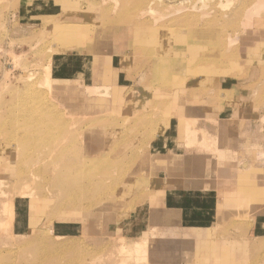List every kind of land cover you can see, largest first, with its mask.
<instances>
[{
  "label": "rangeland",
  "instance_id": "rangeland-1",
  "mask_svg": "<svg viewBox=\"0 0 264 264\" xmlns=\"http://www.w3.org/2000/svg\"><path fill=\"white\" fill-rule=\"evenodd\" d=\"M140 1L144 0H108L106 4L116 3L120 6L118 17L124 18L134 12ZM162 6L156 4L153 8L160 12L163 11ZM233 7H226V13ZM62 8L66 14L61 13ZM59 13L62 17L59 15L57 21L69 17L82 19L81 25H85L86 29L81 37L85 43L81 51L53 53L50 84L61 90L50 92L44 85L38 84L44 78V58L48 52L53 51L50 45L53 37L40 36L45 31L41 16L51 17ZM106 15L102 18L98 15V6L93 0H0V101L16 100L26 87L22 84L20 75L22 67L27 68L34 76L32 81L37 83L36 90L34 89L36 96L32 94V97L39 98V102L44 100L46 107H52L46 109L51 114L54 113L47 115L48 124L57 123L56 118L59 116L66 121L71 115V124L79 127L67 135L70 147L64 156L61 154L60 141L54 143L53 147L51 145L54 135L45 144L35 145L32 142L36 135V129L31 127L33 117L28 116L21 125H17L18 131H12L11 125L8 126L7 123L0 131V217L6 215L4 204L9 203L13 209L19 204L24 207V216L29 224L26 228L28 235L14 236L6 241L0 237V264H82L89 258L90 264H109L102 259L92 262V255L102 256L107 249L112 250L133 236L134 231L129 232L131 226H126L128 230H125V234L120 232L121 227L129 224V221H124L129 218L130 213L139 215V230L145 231L149 220L154 226L150 232H145H149L145 264H264V237L257 238L250 234L255 216L264 215V29L247 28L229 48H225L224 44L222 47L217 42L213 43L216 35L201 37L205 41L198 44L189 36L188 31L182 35L173 34L176 40L170 51L175 58L181 51V55L186 53L189 48L206 52L207 48L202 43H213L212 51L207 55L211 56L210 64L196 61L188 73L186 71L180 76L175 73V64L165 60L169 55L165 53L168 49L156 50L160 59L151 60L153 64L150 63L149 66L145 64L147 62L143 60V56L135 57L130 51L131 41H137L147 34L143 19L137 20V25L124 20L123 27L116 32L112 26L116 25L112 19L116 15ZM165 21L164 19L162 22ZM237 23L239 18L235 20V24L239 25ZM180 31L186 32V29ZM135 34L137 39L133 37ZM158 35L164 37L167 33ZM161 42L163 41L158 44L162 45ZM233 48L237 50L234 51ZM96 49L102 57L101 67L95 65ZM193 51H190V57H194ZM142 70L145 76L139 74ZM98 72L104 75L98 78ZM116 77L121 87H117V82L115 85L111 84L116 81ZM100 82L110 84L109 91L117 87L113 92L120 105L119 113L109 111L112 95H90L84 91L85 86L95 87L101 85ZM181 87L184 89L181 90ZM154 88H158L161 96L151 95ZM173 89L175 93L170 97L169 92ZM53 104L58 110H55ZM76 106L81 113L87 115H73V107ZM189 108H196L195 117L203 113L223 122V134L216 129L219 135L217 137L224 141L220 143L217 140V153H208V159H201L199 154L185 153L183 147L177 151V156L153 152L151 145L156 137L149 143V136L160 135L165 130L166 120L171 119L180 109ZM1 112L6 114L8 109H1ZM149 113L152 114L151 120H147ZM52 116L55 117L49 122ZM186 116H189L188 113ZM238 124L243 129L239 136L234 132ZM72 128L73 126H63L61 132L68 133ZM251 130L254 135L259 133L255 138L260 140V146H237L239 139L249 141L254 138L248 133ZM112 131V138L108 142L106 135ZM90 133H96L100 139L92 142ZM134 135L135 140L131 141V146H125L123 139H131ZM179 139L182 142L183 139ZM119 141L120 145H117ZM96 144L98 148L91 154L94 158L92 162V157L88 154ZM233 151L238 155L232 157L230 152ZM220 152L226 156H221ZM8 155L10 159L4 162ZM239 161L248 164V171L239 169ZM77 162L83 165V178L72 169H75ZM225 169L228 171L227 176L222 175ZM33 172L38 173V176H33L31 180ZM125 172L126 175L129 174L130 180L121 184L123 177H126ZM191 173L193 174L189 178ZM67 177H70L71 182L80 183L82 191L79 196L61 191L66 185ZM26 180H30V185L28 183L26 191H23L27 192V199H20L18 189H21L20 185ZM61 180L64 182L57 188L55 183ZM103 182L107 185L103 186ZM199 182L208 183L206 187L214 190L211 191L210 201L214 206V219L206 216V226L190 236L177 231L178 225L173 222L176 220L179 223L180 217L175 214L168 216L172 222L168 233L156 227V221L150 215L155 209L150 206L160 209V189L181 187L187 190L186 187H189L195 191L193 186ZM233 182L235 185L231 184ZM98 186L101 187L100 190H96ZM87 187H91L88 193ZM107 187L111 190H106ZM200 188L205 190L204 187ZM218 191L224 192L225 202L220 200L219 193L216 194ZM230 193L238 196L231 199L227 195ZM97 194H100L99 197ZM155 195L159 197L156 198ZM150 198L153 202L149 203L147 201ZM42 224H48L47 238L53 241L50 245L30 242L33 241L34 227L37 229ZM19 237L25 238L19 240ZM130 249H124L122 253L125 254ZM140 258L141 256L135 263L142 264Z\"/></svg>",
  "mask_w": 264,
  "mask_h": 264
},
{
  "label": "bare ground",
  "instance_id": "bare-ground-1",
  "mask_svg": "<svg viewBox=\"0 0 264 264\" xmlns=\"http://www.w3.org/2000/svg\"><path fill=\"white\" fill-rule=\"evenodd\" d=\"M93 1L98 6V15L101 16V18H102V16H105L106 14H115L116 15L114 18H112V19H114L113 21L116 24V25H112L116 32L117 31L119 32V29H121L123 27L124 23H122V21H124V20L129 21V23L131 22L130 24H132V23H135V22L137 23V20H141L142 21V19H143L144 21H142V23L143 24L146 23L145 24L146 25L145 28L147 29V34L144 37L142 36V38L137 40V41H133L132 40L131 41L132 45L130 46V51L133 53V55L135 57H137L139 55L143 56V60L145 62H147L145 64H147L149 66L150 63H151V60L157 59V61H158V59H160L158 57V55L156 54V50L159 49V50L165 51V50L168 49V52L165 51V53H168L169 55L165 58V60L166 61H171V62H173L175 64L174 66L176 67V72L175 71L174 72L178 73L180 76L184 75L186 73V71L188 73L191 70V68L193 66V63L196 62V61H199L202 64L209 63V58L211 59V56H210V54H209V56H207V55H208V52L210 53L212 51L211 48L213 47V43L217 42V43H219V46H222V47H223V44H224L225 48H229V47H231L232 45H234L237 42V40L239 39V35L244 33L247 30V28H256L257 30L264 29V0H144V1H140L138 4L135 2L137 5H136V8H135L134 12H132L129 15L130 17L127 16V17H124V18L118 17L117 11L120 10V6H118L116 3L112 5L111 3H107L106 4V1H108V0H93ZM156 4L157 5H159V4L163 5L162 6V10L163 11L157 12L153 8V5H156ZM231 5H232V7L233 6L234 7L231 8L230 10L228 9V13H226V11H225L226 9L225 8L226 7H231ZM124 8H126V7H124ZM127 10H128V8H127ZM61 13H63V14L65 13L64 8H62ZM59 15H60V13L58 15L51 16V17L50 16H41V19L43 20V24L42 25H43L45 31L42 34H40V36L42 38H46L48 36H51V38L53 37L52 38L53 39V41H52L53 43L52 42H51L52 44L50 43L51 47L53 48V51L48 52L46 54V57L44 58V64H43L44 67H45L44 70H43L44 78L38 84L44 85L46 87V88L45 87L44 88L47 89V91L49 90L50 92L51 91L58 92V91L61 90V88L59 89V87H51V84H50L51 83L50 67H51L53 53L54 52L57 53V52H77V51H81L80 49L82 47H84V43H85L84 42L85 41L84 38L81 37L84 34L83 33L84 30L86 29L85 25L84 26L81 25L82 19L79 18V17H76V18L75 17L74 18H70L69 17V19L65 18L63 20L61 19V20L57 21L56 18L59 17ZM60 17H62V16L60 15ZM148 18H150V20H148ZM238 18H239V23H237V24H239V25H236L235 24V20L238 19ZM164 19L166 21L162 22ZM104 21H106V20H104ZM109 22H111V21H109ZM136 23H135V25H137ZM138 25H139V22H138ZM115 26H117V27H115ZM185 29H186V32L185 31L184 32L180 31V30H185ZM187 31H188L189 36H192L197 41L198 44H201V42L205 41V40H202L201 37H205L207 35H216L215 36L216 38L214 40L215 42H213V43H211V42L202 43V46L204 48H207L206 52L202 51L201 49L199 50V49H196V48H195V51H193V49L189 48L186 51V53H184L183 55L180 54L182 51L180 52V50H179L180 53H179L178 57L175 58L173 56V52L170 51V49L172 50L173 41L176 40V38L174 37L173 34L179 33L180 35H182V33L185 34V33H187ZM142 33L143 32H141V34ZM159 33H161V36H162V34L165 35L166 33H167V35H165L164 37H158ZM134 36L136 38V34L133 35V37ZM160 38H162V40H160V41H163V42H161V43H163L162 45L158 44V43H160V41H159ZM198 40H199V42H198ZM236 46H237V44H236ZM156 47H159V48H156ZM214 47H216V46H214ZM160 48H162V49H160ZM192 48H193V46H192ZM221 49L224 50L223 48H221ZM237 49H235V50H237ZM233 50H234V48H233ZM190 51L194 52V57H190V55H189ZM219 53H221V52L219 51ZM237 54H238V52H237ZM233 55H234V52H233ZM94 57H95V65L97 67H101L102 66V57H100L98 55V50L96 51V56H94ZM220 57H221V55H220ZM234 58L236 59L237 57H234ZM199 62H198V64H199ZM157 63H159V62H157ZM214 63H216V62L214 61ZM225 63L226 62H224V64ZM93 64H94V62H93ZM151 64H153V63H151ZM194 65H195V63H194ZM208 66L210 67V65H208ZM215 66H217V65H215ZM25 69H23V67H22L20 80H21L23 85H26V87L23 88V91L21 93H19V95L16 98V100L15 101H13V100L0 101V131L2 130L4 125L6 126V123L8 124V126L11 125V127H12L11 130L12 131H18L19 128L16 127L17 125H19V124L21 125V122L23 123L25 121V119L28 118V116L29 117H33L32 123H31L32 124L31 127L36 129V135H35V137H34L32 142L35 145H37V144H39V145L40 144H45L48 141H51V137H52V135H54L55 138H54V140H53L51 145L53 147L54 143L60 141L62 143V145H61L62 146L61 154L64 156V153L70 147L68 142H67L68 141L67 135H70V131L78 130L79 127H78V125H72L71 124V122H70L72 120L71 115H69L68 120L63 121V120H61L62 116H59V114H58L57 116H59V117L56 116L57 117L56 118L57 123L48 124V122L46 121L47 120L46 119L47 115L51 116V115H54V113L51 114L48 110H46L47 108L50 109L51 106L50 107H46V104H45L44 100L42 102H39L40 101L39 98L34 99L32 97V94L35 95L34 89H35L37 83L32 81L33 77H34V76L32 77V73H29L27 71V68H25ZM94 69L92 68V70H94ZM210 69H211V67H210ZM101 74L98 72L97 77L100 78V77H102L104 75V73H101ZM139 74L145 76V73H144L143 70ZM109 79H110V77H109ZM99 81H101V80H99ZM116 82L117 81H114L111 84L115 85ZM160 83H162V81ZM107 84H108V82H107ZM108 85H110V84H108ZM108 85H105V84L101 83V85H98V86H95V87L94 86L93 87L85 86L84 87V91L89 93L90 95H100V96L101 95H107V94L112 95L113 100L110 102L109 111L119 113L118 109L120 108V105L115 100V95H114L113 89H114V91H116L117 90L116 88L117 87H121V85L116 84L117 87L115 86L114 88H112L111 91H109V86ZM159 87H161V86H159ZM37 89H39V87ZM183 89L184 88L181 87V90H183ZM40 90H42V89H40ZM178 91H179V89H178ZM150 93H151L152 96H161L160 91H158V88L152 89V91ZM169 93H170L169 94L170 97H172L171 94L173 93V95H174V93H175L174 89L172 91H170ZM177 94H178V92L174 96L175 100H176ZM47 100L48 99H46L45 101L47 102ZM172 100H173V98H172ZM53 107L55 108L54 104H53ZM73 108H74L73 115H75V113L77 115H87L86 113H81V111L77 109V106L73 107ZM1 109L2 110H7L8 109V113L3 114L1 112ZM56 109L57 108H55V110ZM195 111H196V108H189L187 110H181L180 109L177 112L176 115H173V117H172L173 119L171 118L168 121L165 119L166 120L165 121V123H166L165 129H169L170 131H172L173 129L174 130L176 129L175 131L178 134L182 133L181 137L183 138L184 142H183V144L181 143L180 145H177V147H181V148L183 147V151L185 153H188V154L196 153V154L200 155L201 159H208L207 158L208 153H214V154L217 153L216 150H215V145H216L217 140L220 143L224 142L222 140H219V138L217 137L219 135H218L217 130H216V129H218V132L223 134V129H224V128H222L223 122L221 123V122H219V121H217V120H215V119H213V118H211L209 116H206V114H203V113H201V116L195 117V115H194ZM88 113L89 114L90 113L91 114H95L94 112H88ZM186 113H188V115H189L188 117L186 116ZM167 114H168V112H167ZM53 117H55V116H52L51 119L49 120V122L53 119ZM113 117H115V116H113ZM151 117H152V114L149 113V116L147 117V120L148 119L151 120ZM203 117H206V118H203ZM58 118H59V120H58ZM204 119H206V120L204 121ZM154 122H155V120H154ZM66 123L70 124V125H67ZM117 125H118V123L116 124V126ZM63 126H66L67 128H69L70 126H73V128L70 129L69 131H67L68 133H65V131L61 132ZM83 129H85L84 125H83ZM120 129L122 130V128H120ZM214 130H215L216 133H214ZM53 132H55L56 134H53ZM113 132L114 131H112V132H110V133H108L106 135V139H108V142H110ZM135 136L136 135L132 136L131 139L128 138L126 140L123 137L124 139L123 138L122 139H123V141H125L124 145L127 146V147L131 146V141L135 140L134 139ZM155 137H157V136L156 135L149 136V138H148L149 139V143H151L152 140ZM89 138L92 140V142L96 141L97 139H100L99 137H97L96 133H90L89 134ZM171 138H172V136H171ZM102 139H104V138H102ZM118 144L120 145V141L117 143V145ZM97 146H98V144L94 145L93 148H90L89 154H88L90 157H92V155L96 152V149L98 148ZM114 150H115V148H114ZM131 151H133V150H131ZM233 152H230V155L232 157L238 155L236 152H234V153ZM118 153H119V151L117 150L116 154H118ZM220 154H221V156H226L223 152H220ZM9 159L10 158H9V155H8L4 162H6ZM87 160L89 161V158ZM93 160H94V158L92 157V162H93ZM128 160H129V158H128ZM85 161H86V159H85ZM96 161H98V160H96ZM111 161L112 160H110V164L112 165L113 162L111 163ZM90 162H91V158H90ZM115 162H117V161H115ZM79 163L77 162V165L75 166V169L74 168H72V169H73L75 174L77 173V174H79L82 177V173L84 174L85 172L83 171L84 170L83 167H82L83 165L79 164ZM94 163H97V162H94ZM100 163L103 164V162H100ZM127 163H128V161H127ZM124 164L125 163H123V166H124ZM112 167H113V165H112ZM96 168H97V166H96ZM106 168H107V166H106ZM114 168L116 169V166ZM123 168H125V167H123ZM109 169H111V168H109ZM126 169H127V167H126ZM126 169H124V170H126ZM239 169H241L242 171H248V169H249L248 164L246 162H244V161H239ZM66 170H69V167H66ZM86 171H87V169H86ZM112 171H113V169H112ZM120 171H122V170H120ZM120 171H119V173H120ZM227 172L228 171L225 169L224 172L222 173V175L224 174V176H227V174H228ZM31 175H32V177H30V179L32 180L33 176H35V177L38 176V173H34V175L33 174H31ZM91 175H93V174H91ZM111 175H112V172H111ZM124 175H126V172L124 173ZM88 176H89V174H88ZM115 176H117V172H116ZM81 177H80V179H81ZM105 177L106 176H104V178ZM67 179L68 180H66L65 187L63 186L61 188V191H64V192H67V193L71 192V194L79 196L81 191H82L80 183H78L77 181L76 182L75 181L71 182L70 177H67ZM96 179H97V177H96ZM105 180L107 181V178H105ZM112 180H113V178H112ZM129 180H130V176L128 174V175H126V177H123V179L121 180L120 183L122 184V183L128 182ZM62 182H64V181L61 180V181H59V183H57V184L55 183V186L57 188H60ZM99 182H101L100 179H99ZM28 183L30 185V180L24 181V183H23L24 186L22 185L23 189H22V186L20 185L22 190L19 188L20 191L18 189V194H17L20 199H27L26 198L27 192L24 193L23 191H26ZM86 183H87V181H86ZM103 183H104L103 186L107 185L105 182H103ZM113 184H115V183H113ZM231 184L235 185V182H233ZM103 186H102V188H103ZM115 187H116V185H115ZM90 188L91 187H87V189L85 188L87 193H88ZM97 188H98V190H100L101 187L100 186L96 187V190H97ZM85 189L83 190V192L85 191ZM109 189L107 187L106 190H109ZM111 189H112V187H111ZM237 189H239V188H237ZM165 190H167V189H165ZM218 193L220 194V200L222 202H225V194H224V192L223 191H218L216 194H218ZM99 195H98V197H99ZM159 195H157V196L155 195L156 198H158ZM227 195L231 199H234L235 197L238 196V195H234V193H230V194H227ZM98 197L96 199H98ZM71 198H72V196H71ZM70 199H69V201H70ZM92 201H93V199H92ZM81 202H82V200H81ZM147 202L150 203V202H153V200L150 198V199H148ZM74 203H75V201H74ZM20 204H22V203H20ZM3 207H4V212L6 213V215L4 214L2 217H0V237L5 238L3 241H6V240H8V238L10 239V238H12L14 236H20V235L21 236H25V235H28V231L26 230V227L23 228V224L22 223L18 224L19 230L15 229V226H14V224H15L14 223V221H15V212H14L15 208L14 209L11 208L9 206V203L4 204ZM14 207H16V206H14ZM150 208H153L155 210L159 209V207H156V206H150ZM155 212L152 213L153 215L151 216L153 221L157 217ZM216 213H218V211ZM135 215H136V213L135 214L134 213H130L129 218L127 217L128 219L126 218V220H129L131 217H133ZM134 218H137V215ZM63 220L66 221V219H63ZM47 225L48 224H42L37 229H36V227H34L35 232H34V235H32L33 236L32 237L33 241H30L31 243H43L45 245H50V244L53 243V241H51V240H49L47 238V232H48L47 231V228H48ZM153 227L154 226L149 224L147 230H149V232H150L151 228H153ZM86 228H84V233H85V229ZM149 232H147V233H145V232L144 233L137 232V234H135V235H133L131 237H128L124 242L116 245L114 247V249H112V250L107 249L102 254V256L95 255L96 257H94L92 255V257H93L92 258V262L98 261V259H102L106 263H109V264H133V263H135L137 261V258L141 256V258H140L141 261L140 262H142V264H145V258H146V254H147L146 249H147V244H148V241H149V237H148ZM23 238H25V237H19L18 239L20 240V239H23ZM127 248H131V249L125 254L122 253V250L127 249ZM94 258H96V260H94ZM90 261H91V258H89L88 260L85 261V263H82V264H90ZM135 264H137V263H135Z\"/></svg>",
  "mask_w": 264,
  "mask_h": 264
},
{
  "label": "crops",
  "instance_id": "crops-1",
  "mask_svg": "<svg viewBox=\"0 0 264 264\" xmlns=\"http://www.w3.org/2000/svg\"><path fill=\"white\" fill-rule=\"evenodd\" d=\"M85 61V58L83 59ZM87 61V60H86ZM114 68V66H112ZM117 84H119V79L116 77ZM121 85V84H119ZM176 130V129H175ZM174 129L170 131L169 129L163 130V132L158 135L152 142L151 148L152 151L159 154L163 153L164 155L167 153L175 154L177 156V151L181 147H177V145H180L181 143L183 144L184 140L182 142L180 141L179 138L183 139L180 134H178ZM243 129L240 124L236 126L234 129V132L239 136L240 133H242ZM253 130L248 132L249 134H252L254 136L253 139L246 141V140H238L237 141V146L244 148V147H251V146H260V140L255 138V135L252 133ZM172 136V138H171ZM182 149V148H181ZM195 167V166H194ZM198 173V172H197ZM193 173L189 175V178L191 177ZM208 183H201L199 182L197 185H194L195 191H192L191 188L186 187L181 188V187H176L172 189H160L162 191H159L158 194L160 193V209L155 210L154 212L156 213L157 217L154 221L156 227L162 228V231L165 233H168L171 228L170 224L172 223L171 220L168 219V216H173V214L178 215L179 218V223L173 222L175 225H178V230L182 235L184 236H190L193 234L198 233V231H202L203 227L206 225L204 224L207 222L208 218L206 216L212 217L214 219V206L210 203L211 198H212V188L206 187ZM174 187V186H173ZM204 187L205 190H203ZM208 188V189H207ZM202 189V190H199ZM192 197V198H191ZM210 200V201H209ZM202 215H200L199 214ZM25 214V209L22 205H16L15 207V221H14V226L15 229H18V224L22 223L23 228L28 227V223L26 222V216ZM135 214V213H134ZM137 215V218H134ZM135 216L131 217L129 220V224H124L125 226L120 228V232L122 234H125V230H128L126 226H131V229L129 232L131 233H144L147 231L149 224L151 225V221H147V225H145L146 230H139L141 229V225H139V220L138 217L139 215L136 213ZM151 216L153 214H150ZM194 216V217H193ZM197 218V219H196ZM199 219V220H198ZM159 222V223H158ZM162 222V223H161ZM170 225V226H169ZM184 225V226H182ZM180 227V228H179ZM133 234V235H134ZM250 234L256 235L257 236H262L264 237V215H257L255 216ZM258 238V237H257ZM264 239V238H263Z\"/></svg>",
  "mask_w": 264,
  "mask_h": 264
}]
</instances>
